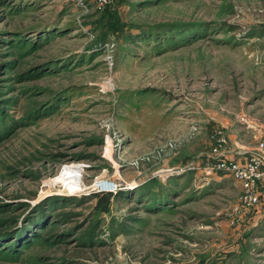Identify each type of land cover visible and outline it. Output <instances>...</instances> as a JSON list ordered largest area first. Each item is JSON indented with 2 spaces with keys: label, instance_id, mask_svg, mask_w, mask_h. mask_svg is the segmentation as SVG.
<instances>
[{
  "label": "rangeland",
  "instance_id": "1",
  "mask_svg": "<svg viewBox=\"0 0 264 264\" xmlns=\"http://www.w3.org/2000/svg\"><path fill=\"white\" fill-rule=\"evenodd\" d=\"M217 127L264 140V0H0V264H264Z\"/></svg>",
  "mask_w": 264,
  "mask_h": 264
},
{
  "label": "built area",
  "instance_id": "2",
  "mask_svg": "<svg viewBox=\"0 0 264 264\" xmlns=\"http://www.w3.org/2000/svg\"><path fill=\"white\" fill-rule=\"evenodd\" d=\"M108 2L109 0H98L101 7ZM211 142L212 146L206 155V162L199 169L205 177H213L218 174L231 175L240 186L239 203L229 214L232 223L238 224L243 221L248 210H253L260 205L263 197L261 189L264 188V140L260 141L249 154L243 155V151L234 149L236 147L232 146L226 131L217 127L211 135ZM176 148V142L168 141L164 146H157L151 152L143 154L134 164L139 167L141 162L170 154Z\"/></svg>",
  "mask_w": 264,
  "mask_h": 264
},
{
  "label": "trees",
  "instance_id": "3",
  "mask_svg": "<svg viewBox=\"0 0 264 264\" xmlns=\"http://www.w3.org/2000/svg\"><path fill=\"white\" fill-rule=\"evenodd\" d=\"M152 180L150 183L142 186L141 189H144L143 191H147V193L152 196L155 194L152 190L153 185L155 184ZM92 195V198L95 199V208L101 210L103 213H107L110 211V205L112 198L117 196V193L113 191H102V192H95ZM162 198L160 197V200H163L166 197V194L162 193ZM164 201V200H163ZM5 239H7L5 236H0V241L4 243Z\"/></svg>",
  "mask_w": 264,
  "mask_h": 264
},
{
  "label": "bare ground",
  "instance_id": "4",
  "mask_svg": "<svg viewBox=\"0 0 264 264\" xmlns=\"http://www.w3.org/2000/svg\"><path fill=\"white\" fill-rule=\"evenodd\" d=\"M96 180L97 181L95 184L97 185V188H99V190L102 188L106 190H111V186H113V183L109 184V182H107V180H105L104 178H98Z\"/></svg>",
  "mask_w": 264,
  "mask_h": 264
},
{
  "label": "water",
  "instance_id": "5",
  "mask_svg": "<svg viewBox=\"0 0 264 264\" xmlns=\"http://www.w3.org/2000/svg\"><path fill=\"white\" fill-rule=\"evenodd\" d=\"M100 190H106V189H103V188H102V189H100ZM107 191H112V190H107Z\"/></svg>",
  "mask_w": 264,
  "mask_h": 264
}]
</instances>
